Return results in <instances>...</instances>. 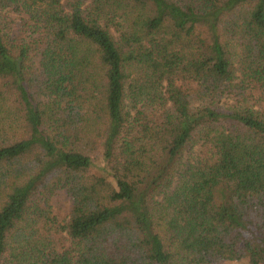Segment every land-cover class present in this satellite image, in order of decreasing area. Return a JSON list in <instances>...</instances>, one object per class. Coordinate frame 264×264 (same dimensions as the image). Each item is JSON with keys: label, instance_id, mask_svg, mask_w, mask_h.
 Wrapping results in <instances>:
<instances>
[{"label": "trees", "instance_id": "1", "mask_svg": "<svg viewBox=\"0 0 264 264\" xmlns=\"http://www.w3.org/2000/svg\"><path fill=\"white\" fill-rule=\"evenodd\" d=\"M221 261L264 264V0H0V264Z\"/></svg>", "mask_w": 264, "mask_h": 264}, {"label": "rangeland", "instance_id": "2", "mask_svg": "<svg viewBox=\"0 0 264 264\" xmlns=\"http://www.w3.org/2000/svg\"><path fill=\"white\" fill-rule=\"evenodd\" d=\"M13 16L14 19V23L16 25H19V17L15 16V15H10ZM38 58L33 59V67L37 66V61ZM34 71H37L36 69ZM94 166L91 168V172L93 173H97L98 169H101L102 167V160H101V156L99 153H97L94 157ZM71 196L65 191V190H58L57 192H55V194H53L50 198V207L53 211V214L56 216L57 220H58V224L61 225L67 218H68V214L70 211V207H71ZM59 225L57 226H53L54 228H56V230H58V233L61 235V233L59 232ZM56 234L55 235V239L56 237L59 235ZM215 264H243V263H237V262H218Z\"/></svg>", "mask_w": 264, "mask_h": 264}]
</instances>
